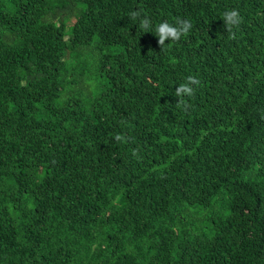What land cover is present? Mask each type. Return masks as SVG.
Masks as SVG:
<instances>
[{"label":"trees","instance_id":"trees-1","mask_svg":"<svg viewBox=\"0 0 264 264\" xmlns=\"http://www.w3.org/2000/svg\"><path fill=\"white\" fill-rule=\"evenodd\" d=\"M0 264H264V0H0Z\"/></svg>","mask_w":264,"mask_h":264},{"label":"clouds","instance_id":"clouds-1","mask_svg":"<svg viewBox=\"0 0 264 264\" xmlns=\"http://www.w3.org/2000/svg\"><path fill=\"white\" fill-rule=\"evenodd\" d=\"M138 13H131L130 18L135 20ZM222 21L226 28L231 29L238 26L241 23V17L238 12L233 10H226L222 15ZM143 27H148L147 22H144ZM190 28V23L187 20L178 21L176 24H170L166 21H162L153 26L151 32L158 37V43L162 46L165 40L175 41L178 40L182 34L186 33ZM193 94V89L190 87L189 83H181L176 89V96H191ZM117 140L120 139L119 136L116 137Z\"/></svg>","mask_w":264,"mask_h":264},{"label":"rangeland","instance_id":"rangeland-1","mask_svg":"<svg viewBox=\"0 0 264 264\" xmlns=\"http://www.w3.org/2000/svg\"><path fill=\"white\" fill-rule=\"evenodd\" d=\"M66 0H57L59 5H64ZM67 67V66H66Z\"/></svg>","mask_w":264,"mask_h":264}]
</instances>
